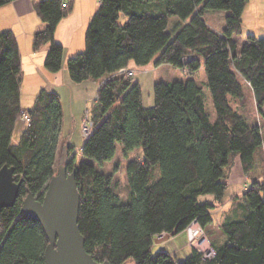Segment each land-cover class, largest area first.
<instances>
[{"label": "trees", "instance_id": "trees-1", "mask_svg": "<svg viewBox=\"0 0 264 264\" xmlns=\"http://www.w3.org/2000/svg\"><path fill=\"white\" fill-rule=\"evenodd\" d=\"M12 1L0 0V6ZM63 1L35 5L45 28L36 34L33 47L38 51L49 44L45 67L54 73L64 56L56 29L73 8V0L67 6ZM212 10L232 12L234 32L242 33L243 0H100L85 50L67 63L72 81L101 83L91 111L93 128L79 159L74 146L62 139V104L56 92L39 93L27 111L30 124L12 142L22 112L21 55L14 33L0 28V169L13 167L22 182L15 205L1 211L0 264H45L49 240L41 224L21 216L20 208L29 193L43 200L61 166L76 175L79 228L86 251L99 263L264 264V175L251 177L243 194L233 196L218 222L222 237L212 242L215 257L206 260L193 250L178 260L168 251L153 252L163 233H180L194 220L204 229L217 224L213 211L225 204L238 160L250 178L259 157L264 173V37L249 34L241 47L229 39L231 59L210 69L205 81L195 76L184 82L158 80L152 106L144 105L135 77L115 75L132 64L159 67L175 55L203 62L221 44L205 15ZM159 115L170 117L173 129L155 135L153 167L131 154L146 145L148 122ZM118 144L128 160L126 194L114 184L113 172L103 168L114 159ZM206 195L213 198H202Z\"/></svg>", "mask_w": 264, "mask_h": 264}, {"label": "crops", "instance_id": "crops-1", "mask_svg": "<svg viewBox=\"0 0 264 264\" xmlns=\"http://www.w3.org/2000/svg\"><path fill=\"white\" fill-rule=\"evenodd\" d=\"M40 1L42 0H14L8 4L0 6V28L2 30H10L14 33L20 50L21 70H22V82L20 88L22 110H24V105H28V102L24 101L23 99V91H24L23 84L26 82V80H29L30 84H28V86L29 85L36 86L34 91H40V92L43 90L47 91L48 87H53L54 90H52L51 92H56L58 94L59 92L58 90H56L58 89V87L64 85L65 83L72 84L70 82H74L71 81L72 79L69 77L70 75L68 74L67 63L69 60L68 57H70L68 55H73L74 53L78 54L85 50L84 47H86L85 46L86 32L92 17L94 16L95 12L99 7V2H100L99 0H73V8L71 13L59 22L56 29L55 40L63 45L64 56H63L61 69L58 72L52 73L49 70H47L45 67V59L49 50V44L44 45L38 51H35L33 47L34 38L36 34L45 28V23L40 18V16L38 15L35 9L36 3ZM205 15L206 18L208 19V24L212 29H214L215 31H220V32L222 31L224 34L227 35L225 36L226 40L233 39L237 41L239 47H241V45L246 42V39L243 38L242 33L240 35H236L234 32L232 26V12L212 10V11H207ZM121 18L123 21L126 20V17L123 13ZM222 52L217 50L209 54L203 61V64L197 62V65L195 67L198 68L199 72H196L195 74H193V76L197 77L201 81H205L207 72L210 69L214 68L216 65H218L219 62L222 61L223 58L221 56L223 57L226 56L225 51ZM180 62H181V56L175 55L171 57L169 61L164 65L156 67L153 64L155 71H159L156 75L155 83L158 80H165V81L180 80L181 82H184L187 77L183 76V73L181 72L183 70ZM164 66L167 67L168 69L162 72V68ZM129 68L135 69L137 76L139 72V68H143V67H137L134 64H132L129 66ZM146 69L142 70V72L147 71L148 73L151 70L148 67ZM60 74H62L63 82H60L61 79H59L58 77ZM138 81L140 82V80ZM89 83H92L97 89V96L91 108L92 111L93 107L95 106L98 100V91L101 83L94 81L92 79H88L82 83H76V84H80L82 86L85 84L86 86ZM39 93L35 95L31 94L32 97L31 99H33L31 100L33 101L32 105H34ZM24 111H28V110H24ZM160 119L164 120L165 125H167V128H164V130L162 131L173 129V124L170 117L159 115L156 121H159ZM107 126H108V120H105V122L103 123V127H107ZM162 131H158L157 133ZM185 140L187 142L191 141V132L189 128L186 130ZM256 170L252 173V176L250 177H254L255 179L261 178L260 174H257ZM228 184L229 187L226 193L227 198L225 200V204L219 208H216L213 211V215L214 213H218V214L221 213L219 220L214 219L215 223L217 224L223 218L224 213L230 208L232 204L233 196L235 195L241 196L243 192L246 190V186L251 184L248 176L244 174V171L242 169L239 160L232 168L228 180ZM230 188L232 191H230ZM212 226L213 224L211 226L209 225L208 227L211 228ZM183 234H185L184 241L186 242L187 234L185 230L178 233L176 236L170 238L171 242L176 241ZM183 246H177L178 248H174V250L170 251L171 254H174V251L175 252L178 251L177 253L178 260H181L179 256L182 252L185 251V249H182Z\"/></svg>", "mask_w": 264, "mask_h": 264}, {"label": "rangeland", "instance_id": "rangeland-1", "mask_svg": "<svg viewBox=\"0 0 264 264\" xmlns=\"http://www.w3.org/2000/svg\"><path fill=\"white\" fill-rule=\"evenodd\" d=\"M243 1H244V10L242 13V21H243V27H244L242 31L243 38L247 39V36L249 34H253L257 36L258 38L264 37V0H243ZM217 32L219 33V36L221 38V44L217 50H219L220 52L225 51L226 56L225 57L221 56V57L223 58L222 61H227L231 59V52L228 46L229 43H228V40L225 39V36L227 35L224 34L222 31L221 32L217 31ZM76 54L77 53H74L73 55H68V56L73 57ZM183 63L188 64V65L185 66L183 65ZM200 63L203 64V62H200ZM180 64L182 65V70H183L181 72L183 73V76H186L187 78L190 77L191 75L193 76V74H195L196 72H199L198 68L195 67L197 65V61L195 59H194L193 64H191L188 61L182 62V59H181ZM147 67L150 68L151 70L148 73L147 71L142 72V70L146 69ZM147 67L139 68V72L136 76V79L140 80L141 85H142L144 104L146 106H151L152 104H154V85H155L156 75L159 71H155L153 64ZM167 69L168 68L164 66L162 68V72ZM58 77L59 79H61L60 82H63L62 74H60ZM70 83L72 84L65 83L64 85L56 89L58 90L60 94V99H61V104H62L61 134H62V139L65 142L68 141L72 146H74L77 152L78 159H79V158H82V153L80 149H82L83 144L89 137V136L85 137L84 135L85 124H88V125L90 123L93 124V121L91 119V108L97 96V89L92 83H89L86 86L85 84L83 86L80 84H76V82H70ZM28 84H30L29 80H26V82L23 84V90H24L23 99L24 101L28 102V105H24V110H29L30 108L33 107L32 105L33 101H31L33 99H31L32 98L31 94L35 95L40 92V91H34L36 86L34 85L28 86ZM73 85H76V86H73ZM52 90H54L53 87H48L47 89L48 92H51ZM263 112H264V108H263ZM156 120L157 119L151 120L148 122V126H147L148 127V139H147L146 145L143 148L138 149L131 154V158H134V157L138 158L143 163L149 162L153 167H156V159H157L156 149L154 145L155 135L157 134L158 131H162L164 130V128H167V125H165L164 120H161V119L159 121H156ZM27 126L28 125H25L21 118L18 119L16 123V128L12 136L13 143H17L19 141L22 131ZM61 157H62V154L60 155V160H61ZM60 160L57 161V167H59ZM260 161H261L260 158L257 157L256 172L257 174H260V177L261 176L263 177L264 175L263 167L260 166L261 165ZM127 165H128V160H124L122 158L121 145L118 144L114 159L106 163L103 167L107 172H113L112 173L114 176L113 182L116 185L119 192L123 194L127 193V186H128V177H127V170H126ZM249 179L253 180L251 177ZM230 191H232L231 188H230ZM202 198L212 199L213 197L211 195H206V196H203ZM220 216H221V213L220 214L214 213L213 215L215 220H219ZM201 228L206 233L211 244L215 239L222 237L221 229L219 228L218 224H213L211 228L209 227L205 229L203 227ZM184 239H185V234L180 236V238H178L176 241L171 242V240L169 239L162 243H154L153 252L162 251V250L170 252L171 250H174V248H178L177 246L184 245L182 249H185V251L182 252L179 256V258L183 260L187 258L193 251V248L188 246L187 241L185 242ZM177 253L178 251L177 252L174 251V254L172 255L178 259ZM125 264H134V260L129 259Z\"/></svg>", "mask_w": 264, "mask_h": 264}, {"label": "water", "instance_id": "water-1", "mask_svg": "<svg viewBox=\"0 0 264 264\" xmlns=\"http://www.w3.org/2000/svg\"><path fill=\"white\" fill-rule=\"evenodd\" d=\"M22 182L15 178L13 167L0 169V219L4 208L15 205ZM80 193L75 173H68L61 166L49 181L43 200L32 193L23 200L21 216L35 218L42 226L49 243L45 249V264H110L99 263L85 249L78 220ZM178 231L163 233L155 243H162L176 236Z\"/></svg>", "mask_w": 264, "mask_h": 264}, {"label": "built area", "instance_id": "built-area-1", "mask_svg": "<svg viewBox=\"0 0 264 264\" xmlns=\"http://www.w3.org/2000/svg\"><path fill=\"white\" fill-rule=\"evenodd\" d=\"M69 0H64L63 1V6L68 5ZM100 1V0H99ZM182 62H190L191 64L194 63V59L188 56H182L181 57ZM183 65L187 66L188 64ZM115 75H125L129 77H135L136 76V70L132 68H122L119 71L115 73ZM21 119L25 125H29L31 122V117L28 115L27 112L22 110L21 112ZM93 128V124L90 123L85 124V131L84 135L85 137L90 135L91 129ZM81 153H82V149ZM186 234H187V245L193 248V250H196L199 252L204 259H212L213 257L216 256V252L212 247V244L207 237L206 233L204 230L201 228L199 222L194 220L187 228H186Z\"/></svg>", "mask_w": 264, "mask_h": 264}]
</instances>
